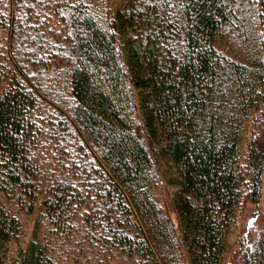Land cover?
<instances>
[{
	"label": "trees",
	"instance_id": "obj_1",
	"mask_svg": "<svg viewBox=\"0 0 264 264\" xmlns=\"http://www.w3.org/2000/svg\"><path fill=\"white\" fill-rule=\"evenodd\" d=\"M262 190L264 0H0V264H226Z\"/></svg>",
	"mask_w": 264,
	"mask_h": 264
},
{
	"label": "rangeland",
	"instance_id": "obj_2",
	"mask_svg": "<svg viewBox=\"0 0 264 264\" xmlns=\"http://www.w3.org/2000/svg\"><path fill=\"white\" fill-rule=\"evenodd\" d=\"M120 1L121 0H112L114 4H118ZM249 128L250 125H247L245 128L247 136H249L250 133ZM242 151H244V149H242ZM152 191L163 209L169 210V202L173 187L165 184L163 180H160L159 183L152 188ZM171 214L173 218L174 214ZM26 225L25 240L29 239L28 235L32 228L33 221L27 220ZM252 238L264 240V190H262L261 197L257 203H253L249 199L247 200L245 195L240 202H238L228 236L230 253L227 256L226 264H231L230 262L234 257L233 255L238 253L240 245L249 244L247 242ZM231 251L234 254H231Z\"/></svg>",
	"mask_w": 264,
	"mask_h": 264
}]
</instances>
